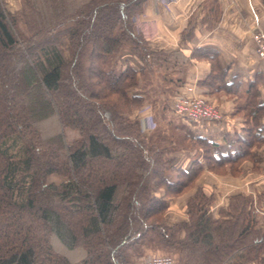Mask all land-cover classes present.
Here are the masks:
<instances>
[{"label": "trees", "instance_id": "trees-1", "mask_svg": "<svg viewBox=\"0 0 264 264\" xmlns=\"http://www.w3.org/2000/svg\"><path fill=\"white\" fill-rule=\"evenodd\" d=\"M147 1L21 0L12 12L0 0V264H131L149 246L174 253L177 264H264L254 206L264 193L232 194L212 219L216 198L198 187L187 219L167 221L168 196L185 193L206 170L254 160L264 145V105L254 80L245 103L238 98L243 126L223 156L204 137L184 134L190 146L179 148L145 131L132 112L169 108L194 60L211 62L201 93L240 94L216 47L168 51L137 32ZM51 117L58 128L48 133L42 123ZM193 148L201 159L170 164L171 152Z\"/></svg>", "mask_w": 264, "mask_h": 264}, {"label": "crops", "instance_id": "crops-1", "mask_svg": "<svg viewBox=\"0 0 264 264\" xmlns=\"http://www.w3.org/2000/svg\"><path fill=\"white\" fill-rule=\"evenodd\" d=\"M190 23L194 27L191 37L182 40V32ZM262 28L263 0H148L140 23L137 24L138 32L159 49H179L188 54L196 47H216L221 65L228 68L227 82L240 85V96L232 93L237 101L240 98V102L245 103L246 89L250 82L257 80L260 85L257 102L264 105V58L257 55V46L253 39V34ZM153 35L157 38L152 39ZM126 57L130 58L132 63L138 64L129 53H126ZM211 69L209 60H194L186 72L185 80L199 82L210 74ZM203 90L207 95L210 94L208 88L204 87ZM135 91L145 94L140 88ZM223 107L225 111L222 119L202 124L195 122L183 128V133L189 138L204 137L214 142L213 152L216 156L228 154L231 142L235 135L241 132L244 122L239 116L237 102L226 100ZM152 109L153 107L147 104L139 110L143 115L140 123L145 131L149 126L144 127L143 120L151 116ZM261 121L264 125V115ZM253 155L254 160L245 161L240 169L244 178L255 180L254 190L264 193V145L255 148ZM194 159H201V154L196 148L179 149L171 152L168 157L170 164L181 168H188ZM206 173L201 177V184L207 194L213 193L216 198V193L213 192L215 184L210 182V172ZM171 204L169 199V207ZM225 206L226 201L219 203L217 199L209 209L211 218L216 219L219 210ZM179 215L180 221L187 219L185 213L180 212ZM172 222L170 220V223Z\"/></svg>", "mask_w": 264, "mask_h": 264}, {"label": "rangeland", "instance_id": "rangeland-1", "mask_svg": "<svg viewBox=\"0 0 264 264\" xmlns=\"http://www.w3.org/2000/svg\"><path fill=\"white\" fill-rule=\"evenodd\" d=\"M5 5L12 12H19L21 9V0H5ZM140 17H141V15L138 16L135 20V29L137 32H138L137 24L140 23ZM20 27H21V30L24 32L25 26L23 23H21ZM153 38L156 39L157 38L156 35H153L152 39ZM192 84H195L197 87V90H198V87H199L198 82H195L193 80L192 81H186V85L181 87L180 90H182L185 86L192 85ZM198 92L204 97L207 104H209L213 108L217 109L222 114H224V111H225L223 105H224V102H226V100H230L233 103L238 102L232 93H227L224 90H219L217 92H214V93H211L208 95L205 93H201L199 90H198ZM173 100L174 99L170 100L169 108H167L165 111H163L160 106L159 107L157 105L154 106L152 109L153 115L151 114V116H147L146 119L143 120V122H145L144 127L149 126L148 129H146V131L150 135H153L154 138H157L158 140H160L161 143L168 142L171 139H173L174 140L173 143L176 146H178L179 148H181L180 146H186L187 147V146H190V144L186 140H183V137H184L183 128L187 124L193 125V123H195V122L190 121V120H186L184 118L177 116L175 114V112L173 111V108H172ZM139 110L140 109L134 110L130 116L135 117V115H136L138 120L141 121V118L143 117V115L139 112ZM239 116H240V118L244 119L245 113L240 112ZM146 120H147V123H146ZM199 123L202 124V122H199ZM42 125L46 129V132H48V133H51L58 128L57 119L55 117H51V118L43 121ZM70 136H73V135L70 134ZM245 161H249V160L247 159ZM245 161H243L240 164V167ZM206 172H210V173H208L211 175L210 182L215 184L214 185L215 191H213L216 193L215 201L218 199L219 203H223V202L227 201V199L232 194H234L235 192L239 193V191L240 192L241 191L250 192L251 194H253V196L255 195L254 194V192H256L254 190V185H255L254 181L255 180L244 178L240 168L237 169L236 167L234 168V166L227 164L222 169L218 170L217 172L206 170L201 174L200 178L197 179L196 184L194 186L188 188V190H186L185 193L178 195V196H168V200L170 199V201L172 203L170 205V207L168 206V209L166 211V218H167L168 223H170V220L173 221L172 223L180 222V218H181V216L179 215L180 212L185 213L186 218L188 217V215L186 214L187 213L188 198L190 195H192L195 192V190L198 187L202 188L204 191L203 185L201 184V180H202L201 177L203 175L207 174ZM62 179L63 178L61 176H58V175H53L52 177H50V181H54V182H60ZM217 179H219V180L217 181ZM160 194H163V191H161ZM180 204H182V205H180ZM254 206H255V211H256V208H259L264 212V198H261V197L256 198L255 197ZM182 209H184V211ZM256 213H257L259 220L262 222L263 215H261L257 211H256ZM175 214H178V215L175 216ZM53 243H54L55 248L58 251L64 252V253L68 252V250L65 249L63 247V245L58 240H55ZM71 254H73L72 258L75 260L79 256V253L77 251L76 252L74 251ZM159 254L160 255H171V256H173L175 259V262H176L175 264H177V257L175 256V254L172 252H168V251L160 248L159 246L157 249H154L152 246L144 248L143 253L137 254L135 259L132 260L131 264H140L143 259L148 258V257L153 256V255H159Z\"/></svg>", "mask_w": 264, "mask_h": 264}, {"label": "built area", "instance_id": "built-area-1", "mask_svg": "<svg viewBox=\"0 0 264 264\" xmlns=\"http://www.w3.org/2000/svg\"><path fill=\"white\" fill-rule=\"evenodd\" d=\"M256 42V51L259 58H264V28L253 34ZM175 114L186 120L201 122L203 120H220L224 116L217 109L207 104L204 97L198 92L195 84L185 86L178 92L172 102ZM256 211L263 215L261 226L264 227V212L256 208ZM175 259L171 255H153L145 258L140 264H175Z\"/></svg>", "mask_w": 264, "mask_h": 264}]
</instances>
